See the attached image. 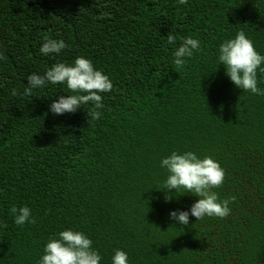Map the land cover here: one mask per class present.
<instances>
[{"label": "trees", "instance_id": "obj_1", "mask_svg": "<svg viewBox=\"0 0 264 264\" xmlns=\"http://www.w3.org/2000/svg\"><path fill=\"white\" fill-rule=\"evenodd\" d=\"M169 31L200 41L182 68ZM238 31L264 54V0H0V264H36L68 227L92 239L100 264L116 248L129 264H264V95L236 87L216 61ZM45 37L66 47L41 54ZM78 55L113 85L94 121L90 104L48 111L68 94L62 84L24 91L27 74ZM172 150L219 162L212 191L232 198L226 217L169 218L197 199L160 189L159 159ZM21 205L34 223H13Z\"/></svg>", "mask_w": 264, "mask_h": 264}, {"label": "clouds", "instance_id": "obj_2", "mask_svg": "<svg viewBox=\"0 0 264 264\" xmlns=\"http://www.w3.org/2000/svg\"><path fill=\"white\" fill-rule=\"evenodd\" d=\"M188 0H177L184 5ZM174 47L172 64L182 68L187 58L201 50L200 41L191 36L178 37L171 31L166 35V44ZM66 44L61 39L45 37L39 52L44 55L59 54ZM216 61L223 64L225 74L229 80L243 91L256 95H264V89L258 87V72L264 76V54L259 53L252 41L242 31H238L231 38L222 41L216 51ZM25 88L27 93L31 89L42 87L47 83L62 84L68 91L51 101L48 111L54 115L65 112L72 113L85 104H90L87 114L90 121L98 119L101 115L102 93L112 88V81L100 69L94 67L93 62L86 56L78 55L71 63L59 61L47 68L43 73L30 72L26 76ZM71 93V94H69ZM16 95V89L11 90ZM159 167L167 173L162 181V189L166 194H194L197 199L184 210L170 209L168 216L179 225L189 223V215L195 220L204 217H226L231 209L226 199L218 198L215 187L222 184L224 170L219 162L208 155L200 156L193 150H172L159 159ZM183 189V192L180 190ZM169 195L165 196L167 200ZM13 223L23 226L25 223H34L31 209L27 205L13 206ZM101 255L93 247L92 239L84 232L71 227L63 228L47 238L42 246V253L36 264H100ZM111 264H129L126 251L116 248L111 255Z\"/></svg>", "mask_w": 264, "mask_h": 264}]
</instances>
